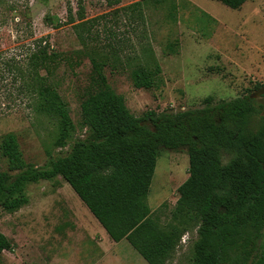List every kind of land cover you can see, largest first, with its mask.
I'll list each match as a JSON object with an SVG mask.
<instances>
[{"label": "rangeland", "instance_id": "374dc122", "mask_svg": "<svg viewBox=\"0 0 264 264\" xmlns=\"http://www.w3.org/2000/svg\"><path fill=\"white\" fill-rule=\"evenodd\" d=\"M139 1L109 7L84 0L89 24L82 42L67 24L70 10L77 17L78 0H0V145L15 135L32 168L47 167L69 151L70 145L55 146L56 123L38 110L37 86L44 77L70 108L76 126L71 142L83 140L80 106L92 84V57L106 63L109 86L137 118L203 109L209 97L214 106L264 84V0H248L238 10L212 0H160L127 10ZM47 15L61 27L47 25ZM42 51L56 60L37 72L31 60ZM154 57L161 75L152 89H136L132 71ZM256 99L264 104V97ZM0 169L8 171L1 151ZM188 178V154L162 151L147 200L162 224ZM27 195L29 203L15 213L0 208V232L14 244L1 264H148L126 240L113 242L62 178L31 184ZM197 237V230L184 235L167 264H190ZM260 247L257 264H264V236Z\"/></svg>", "mask_w": 264, "mask_h": 264}, {"label": "trees", "instance_id": "16d2710c", "mask_svg": "<svg viewBox=\"0 0 264 264\" xmlns=\"http://www.w3.org/2000/svg\"><path fill=\"white\" fill-rule=\"evenodd\" d=\"M103 1L109 7L121 3ZM152 1L160 0H141L127 10L138 12ZM212 1L238 10L248 0ZM69 12L67 24L85 42L82 31L89 21L84 0H78L76 18ZM45 23L61 27L50 15ZM43 51L31 60L37 72L48 71L49 60H56ZM91 64L92 84L80 106L81 126L87 129L83 140L71 142L76 126L68 104L47 78L39 80L38 110L56 123L55 146L70 148L47 167L32 168L16 136L6 135L0 145L8 166L7 172L0 169V208L15 213L29 203V185L62 178L109 238L115 243L126 240L148 264H167L183 236L193 230L198 237L190 264H257L264 236V104L251 95L264 84L214 106L209 97L203 109L184 114L150 111L137 118L109 86L106 63L92 57ZM161 73L155 57L140 62L131 74L133 85L150 90ZM164 150L189 157V178L178 189L180 197L166 224L153 217L147 201ZM13 248L0 232V264L4 252Z\"/></svg>", "mask_w": 264, "mask_h": 264}, {"label": "water", "instance_id": "95a60500", "mask_svg": "<svg viewBox=\"0 0 264 264\" xmlns=\"http://www.w3.org/2000/svg\"><path fill=\"white\" fill-rule=\"evenodd\" d=\"M264 95V86L259 89L258 91L254 92L252 95H251V98H258V97H262Z\"/></svg>", "mask_w": 264, "mask_h": 264}, {"label": "crops", "instance_id": "0c3cea01", "mask_svg": "<svg viewBox=\"0 0 264 264\" xmlns=\"http://www.w3.org/2000/svg\"><path fill=\"white\" fill-rule=\"evenodd\" d=\"M93 216V215H92ZM94 217V216H93ZM98 222V221H97ZM101 226V225H100ZM104 232V231H103ZM106 236V235H105Z\"/></svg>", "mask_w": 264, "mask_h": 264}]
</instances>
